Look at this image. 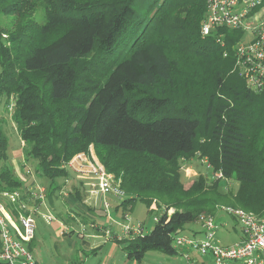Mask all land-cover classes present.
Segmentation results:
<instances>
[{
    "label": "trees",
    "instance_id": "1",
    "mask_svg": "<svg viewBox=\"0 0 264 264\" xmlns=\"http://www.w3.org/2000/svg\"><path fill=\"white\" fill-rule=\"evenodd\" d=\"M205 14L206 0H0L10 19L0 24V103L12 107L24 160L47 181L46 203L62 197L63 162L92 146L131 196L123 210L135 199L162 210L149 232L114 238L128 259L176 254L174 236L202 213L215 218L219 205L264 212V90L249 91L236 70L244 33L219 26L202 35ZM1 120L3 203L23 184L4 165ZM202 158L224 179L198 174L185 188L182 162ZM67 190L82 201L80 188Z\"/></svg>",
    "mask_w": 264,
    "mask_h": 264
},
{
    "label": "built area",
    "instance_id": "2",
    "mask_svg": "<svg viewBox=\"0 0 264 264\" xmlns=\"http://www.w3.org/2000/svg\"><path fill=\"white\" fill-rule=\"evenodd\" d=\"M219 26L248 34L247 40L240 39L234 45L235 67L249 91L264 90V0H206L201 34L207 35ZM199 161L209 169L205 158ZM61 167L83 182L92 199L101 198L104 203L106 194H111L119 201L125 198L121 179L106 171L96 158L92 146L86 151L75 153ZM181 168L184 175L188 176L190 168ZM209 173L206 176L208 180L224 179L220 171ZM30 174L27 169L23 173L25 177L19 173L18 177L21 182H25L28 176L32 177ZM1 195L15 204L17 215L13 216L0 202V262L37 264L34 255L27 248V243L35 233L32 212L36 208L29 205L27 200H39L42 203L45 199L44 187L35 184L34 187L27 186L22 192H3ZM104 205L108 207L107 203ZM24 211L28 213L25 214ZM218 211L240 224L243 236L239 241L223 245L215 236L216 231L226 225L220 224L214 216L202 213L196 222L204 233V239L190 240L178 233L173 238L174 247H187L202 256L210 254L215 264H264V212L256 214L227 205H220ZM142 233L141 224H131L124 227L122 236L133 237Z\"/></svg>",
    "mask_w": 264,
    "mask_h": 264
},
{
    "label": "rangeland",
    "instance_id": "3",
    "mask_svg": "<svg viewBox=\"0 0 264 264\" xmlns=\"http://www.w3.org/2000/svg\"><path fill=\"white\" fill-rule=\"evenodd\" d=\"M42 14V7L39 6L35 12L36 20L41 21ZM9 23L10 19L0 17V24L8 25ZM247 37L248 34L245 33L241 39L245 41ZM11 111V106L3 109V102L0 103V116L1 119L3 118L1 125L8 137L9 144V156L4 165L12 169L18 180H20L18 173L23 175L25 170H30L32 177L28 176L27 180L22 182V190H15L22 192L27 188L29 178H34L35 170H33V162H26L22 156V143L9 116ZM95 156L97 158L96 154ZM182 164L181 167L190 168L188 176L184 175L183 169L180 168L182 174L180 180L185 188L190 186L196 175L205 174L207 176L210 174L205 164L197 159L186 163L182 162ZM38 182L45 187L47 181L40 179ZM76 183L77 180L71 178L68 186ZM30 186L32 187L30 184L28 188ZM229 187L232 188L231 190H236V182H230ZM67 188L66 191H68ZM67 196L64 197L63 194L64 199L61 197L60 200H55L52 204L40 205L37 211L33 209L32 214L36 228L32 254L38 264H215L214 258L210 254L202 256L187 247H177V253L173 255L150 249L145 251L140 261L128 259L124 250L125 242L117 243L114 238L122 239L124 227L131 224H141L144 234L149 232L162 210L155 206L154 202L145 207V204L143 205L139 199L132 201L128 208L123 210L120 205L121 201L111 194H106L104 198V203L108 205L106 207L101 198L95 200L86 193L81 195L85 202L80 206L84 208L91 206L94 211L75 215L71 212L74 208ZM130 197V194L125 195V198ZM3 199V204L9 202L5 197ZM33 208H36V205H33ZM172 211L171 208L167 212L169 214ZM215 218L220 224L226 225L224 228L218 229L215 236L223 245L237 242L242 238L240 224L229 215L218 211ZM179 234L190 240L201 241L204 239V233L201 232L197 222L185 225Z\"/></svg>",
    "mask_w": 264,
    "mask_h": 264
},
{
    "label": "crops",
    "instance_id": "4",
    "mask_svg": "<svg viewBox=\"0 0 264 264\" xmlns=\"http://www.w3.org/2000/svg\"><path fill=\"white\" fill-rule=\"evenodd\" d=\"M69 175H70V177L68 179L66 178V179L63 180V183H60L61 184V188L59 190L60 196H62L64 194V197H66L68 195L67 197H69V201L71 202V205H73L74 210H76L77 212L82 213V214L86 213V211H88L87 208H89L91 206H89V207L87 206L86 208H84L83 206H80V205H84V202H85L84 198L82 199V201L79 202L75 198H73L71 195H69L68 191H66V188L69 187L68 186V182L70 181L71 178H74L71 173H69ZM36 178H37L36 175H34V178H29V182H27V184H28L27 186H29L30 184L32 185V187H34L35 184L42 186V184H40L38 182V180H40V179L37 178L38 179L37 180ZM76 180H77V183L75 185H70V188L71 187H78V188H80V190H81L80 192H81L82 195L86 194L87 193L86 192V187L83 184V182L79 181L78 179H76ZM63 191H65V192L63 193ZM64 197H62V199H64ZM45 199H46V194H45ZM45 199H44V201L42 203L39 202L38 205H36V211L38 210L40 205H44L46 203ZM231 244H233V243H231ZM228 245H230V244H228Z\"/></svg>",
    "mask_w": 264,
    "mask_h": 264
}]
</instances>
